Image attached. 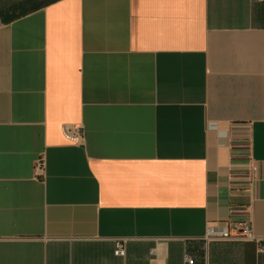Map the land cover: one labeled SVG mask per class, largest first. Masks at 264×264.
<instances>
[{"label": "crops", "instance_id": "0c3cea01", "mask_svg": "<svg viewBox=\"0 0 264 264\" xmlns=\"http://www.w3.org/2000/svg\"><path fill=\"white\" fill-rule=\"evenodd\" d=\"M38 1L0 17V264H264V0Z\"/></svg>", "mask_w": 264, "mask_h": 264}, {"label": "built area", "instance_id": "2783aa9c", "mask_svg": "<svg viewBox=\"0 0 264 264\" xmlns=\"http://www.w3.org/2000/svg\"><path fill=\"white\" fill-rule=\"evenodd\" d=\"M36 169L38 170V172L43 173L44 166H43V161L41 159L37 161ZM244 226L245 225L243 223L237 224L235 233H231L229 228H222V230H220V231L210 229L209 237H215V238L226 239V240L251 238L252 237V231H251L250 227H247V226L244 227ZM259 247H260L261 251H264V242H261ZM115 254L117 256H125L124 243L118 242ZM188 263L194 264V261L188 259Z\"/></svg>", "mask_w": 264, "mask_h": 264}, {"label": "trees", "instance_id": "16d2710c", "mask_svg": "<svg viewBox=\"0 0 264 264\" xmlns=\"http://www.w3.org/2000/svg\"><path fill=\"white\" fill-rule=\"evenodd\" d=\"M41 4L38 0H20L2 3L0 4V17L4 23L9 24L38 10L42 7L40 6Z\"/></svg>", "mask_w": 264, "mask_h": 264}]
</instances>
